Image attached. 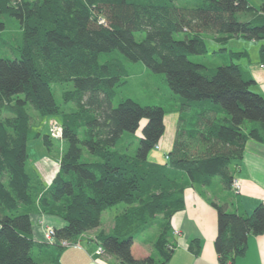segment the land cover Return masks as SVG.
<instances>
[{"label":"trees","instance_id":"16d2710c","mask_svg":"<svg viewBox=\"0 0 264 264\" xmlns=\"http://www.w3.org/2000/svg\"><path fill=\"white\" fill-rule=\"evenodd\" d=\"M8 20L21 36L13 45L8 37L10 52L0 56V264H42L35 247L52 248V264H60L67 246L35 241L31 213L59 216L65 223L54 228L55 237L77 241L119 203L123 210L109 232L98 233L96 245L120 264L167 262L174 250L170 219L184 208V190L210 187L216 178L232 189L231 167L246 141L264 144V97L252 89L253 76L240 63L210 67L187 53L206 52L202 32L224 44L231 37L264 40V0H201L195 6H179L178 0H0V38ZM135 31H145L142 40ZM180 31L190 35L175 38ZM258 54L264 66V43ZM130 61L164 74L175 94L170 110L178 116L163 163L150 153L160 149L164 106L129 97L114 104ZM66 81L73 84L63 97L74 106L69 113L52 91L54 83ZM28 105L62 126L65 148L47 186L29 168L27 142L40 138L50 149L53 139L33 128ZM125 132L135 136L134 148ZM211 205L218 263L233 264L248 237L264 232V204L249 213ZM152 225L154 252L141 256L134 237ZM187 248L198 254L200 239L192 238Z\"/></svg>","mask_w":264,"mask_h":264},{"label":"crops","instance_id":"0c3cea01","mask_svg":"<svg viewBox=\"0 0 264 264\" xmlns=\"http://www.w3.org/2000/svg\"><path fill=\"white\" fill-rule=\"evenodd\" d=\"M1 39H3V37ZM238 39L242 38L231 37L228 41ZM3 41L10 50L9 45L11 44V40L3 39ZM244 43L256 44L257 42L247 40ZM237 51L247 52V54L242 53L243 55H240L239 63L242 68L247 70L255 79L256 83L252 86V89L259 92L264 97V66L258 62L259 54L257 53L253 58L249 59L247 57V50L243 49ZM176 120V117L172 116V118H170V126L172 125L170 127L172 128L170 143L167 144L166 141L161 138V149L153 150L150 153L151 159L161 163L164 162L163 156L165 150H168L172 144ZM39 153L40 155L35 154V161L29 168L34 170L39 178H41L44 186H47L57 172V164L52 161L54 157L48 158V156H46V154L50 155L49 152L42 150ZM231 168L233 171V179H237L240 183L238 191L225 189L227 190L226 192H223L220 196H215L209 191V187L203 185L190 186L184 190V208L176 211L170 219L173 229V254L171 258L163 264H219L214 249V238L217 231L216 210L211 205V201L225 204L229 210H245L248 213L251 212L258 203L264 204V144L253 139L247 140L242 158L235 161ZM123 208L124 206L113 212H109V208L104 210L101 213L100 225L84 232L77 238V240L80 241V246H67L64 248L59 256V263L120 264L114 256L106 253L99 255L95 253V250L97 248L96 240L98 233L101 231L109 232L113 228L115 215L121 212ZM31 219L32 237L38 242H43V231L46 227L58 228L65 223L59 216L39 211L31 213ZM146 230L152 231L155 238L157 234L156 225H152ZM192 238H199L201 241V248L198 254H193L187 248ZM134 239L136 241L135 237ZM153 239L136 241V253L141 256L153 253ZM33 255L42 264H52V260L54 259L52 248L47 247H35ZM233 264H264V232L248 237L244 255L237 256Z\"/></svg>","mask_w":264,"mask_h":264},{"label":"rangeland","instance_id":"374dc122","mask_svg":"<svg viewBox=\"0 0 264 264\" xmlns=\"http://www.w3.org/2000/svg\"><path fill=\"white\" fill-rule=\"evenodd\" d=\"M253 4H257L258 0H249ZM201 0H178L179 6H195L198 5ZM8 25L6 29H4V33L2 34L3 39H7L10 37L12 39V45L19 40L21 36L20 30L17 28V25L13 21L8 20ZM190 35V33H185L183 31L174 33L175 38H184L186 35ZM145 36V31H135L134 38L136 40H142ZM201 37L204 41L206 52L204 53H187V56L190 60L194 62H200L210 67H215L217 65L227 64L230 61L239 63L240 57L231 56L228 51H223L219 48L226 47V49L232 50H247L248 51V58H253L258 53L259 46L264 43V40H258L257 43H244L247 40L245 39H238V40H229L227 43H221L215 39L213 33L210 32H202ZM0 38V56L5 55L3 50H7L10 52L7 44ZM249 41V40H248ZM251 42V41H250ZM3 46H2V45ZM229 47V48H228ZM11 53H9L10 55ZM15 55H17L15 53ZM105 53L101 54L100 60L105 57ZM73 88L72 81L66 82H58L52 85V91L55 100L60 103L63 107V110L67 113L74 110V106L71 103H63L64 94L67 92L68 89ZM132 98L139 102L140 104H156V105H163L166 109L164 113V122H165V131L162 135V139L166 141L167 144L170 143L172 137V128H170V118L178 116L177 110H170L172 109L173 99L175 94L169 89L165 76L162 73L152 72L148 67H146L142 62H129L128 65V75L126 77V81L121 85L115 88V95H114V104H116L119 99L122 98ZM28 110L31 114V125L34 129H39L41 131L48 130V124L50 119H54L58 121L55 117H45L40 118L37 112L28 105ZM59 122V121H58ZM145 122V119H142L140 124L142 125ZM175 129V128H174ZM141 133L140 128H138L135 136H139ZM174 135V134H173ZM135 136L131 133L125 132V137L129 141V146L134 148L137 145V140ZM50 138H52L50 136ZM52 146L50 149H47L41 139H31L27 142V153H28V165L31 166L32 163L35 161V154L40 155V151L45 150V152H49L50 155H47L52 158V161L57 164V171L59 167V159L60 156L65 148V143L61 138H52ZM173 139V138H172ZM161 149V145H160ZM159 149V150H160ZM168 150H165L163 161H166ZM42 157V156H41ZM48 160V159H44ZM42 160V161H44ZM41 162V161H40ZM53 178V177H52ZM52 180V179H51ZM51 182V181H50ZM209 191L213 193L215 196H220L223 192L227 190L223 189L222 184L219 182V179L216 178L213 184L209 187ZM124 206V203H119L111 208H109V212H113L114 210L121 209ZM136 241H147L152 240L154 238V233L150 230H146L141 232L135 236ZM135 241V242H136Z\"/></svg>","mask_w":264,"mask_h":264},{"label":"built area","instance_id":"2783aa9c","mask_svg":"<svg viewBox=\"0 0 264 264\" xmlns=\"http://www.w3.org/2000/svg\"><path fill=\"white\" fill-rule=\"evenodd\" d=\"M48 134L52 138H62V126L60 123L54 119L49 120L48 124ZM155 149H159V146H155ZM231 187L234 191H238L240 188V183L237 179H233ZM43 242L49 243V244H55L59 243L62 246H80L79 240L77 241H68L63 239H58L55 237V231L53 227H46L43 231ZM96 254H104V250L100 245H97V248L95 250Z\"/></svg>","mask_w":264,"mask_h":264}]
</instances>
